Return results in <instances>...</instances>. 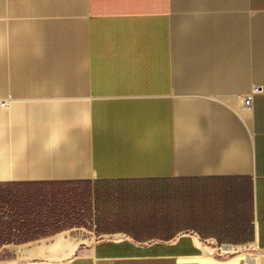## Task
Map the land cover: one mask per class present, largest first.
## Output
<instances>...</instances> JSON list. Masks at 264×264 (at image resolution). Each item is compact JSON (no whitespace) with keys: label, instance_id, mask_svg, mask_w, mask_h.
Segmentation results:
<instances>
[{"label":"crops","instance_id":"crops-1","mask_svg":"<svg viewBox=\"0 0 264 264\" xmlns=\"http://www.w3.org/2000/svg\"><path fill=\"white\" fill-rule=\"evenodd\" d=\"M121 182L167 240L22 244V190ZM228 253L264 264V0H0V264Z\"/></svg>","mask_w":264,"mask_h":264},{"label":"rangeland","instance_id":"rangeland-1","mask_svg":"<svg viewBox=\"0 0 264 264\" xmlns=\"http://www.w3.org/2000/svg\"><path fill=\"white\" fill-rule=\"evenodd\" d=\"M158 193L155 182L102 183L95 189L22 190V202L24 198L30 200L22 206V244L56 235H71L81 241L94 240V236H130L142 242L167 240L158 236L169 233L156 224ZM238 256L228 253L216 258Z\"/></svg>","mask_w":264,"mask_h":264},{"label":"bare ground","instance_id":"bare-ground-1","mask_svg":"<svg viewBox=\"0 0 264 264\" xmlns=\"http://www.w3.org/2000/svg\"><path fill=\"white\" fill-rule=\"evenodd\" d=\"M200 264H240V257H235L224 262L204 258L200 260Z\"/></svg>","mask_w":264,"mask_h":264},{"label":"built area","instance_id":"built-area-1","mask_svg":"<svg viewBox=\"0 0 264 264\" xmlns=\"http://www.w3.org/2000/svg\"><path fill=\"white\" fill-rule=\"evenodd\" d=\"M244 102H245V106H247V107H250L251 106V101H250L249 98L246 99Z\"/></svg>","mask_w":264,"mask_h":264}]
</instances>
